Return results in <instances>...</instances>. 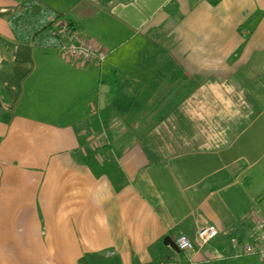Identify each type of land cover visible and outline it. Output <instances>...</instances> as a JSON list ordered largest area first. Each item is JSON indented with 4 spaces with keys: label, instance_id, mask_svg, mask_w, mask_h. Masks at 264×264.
<instances>
[{
    "label": "crops",
    "instance_id": "1",
    "mask_svg": "<svg viewBox=\"0 0 264 264\" xmlns=\"http://www.w3.org/2000/svg\"><path fill=\"white\" fill-rule=\"evenodd\" d=\"M25 1L0 0V264H264L230 244L264 214L246 174L264 160V0H37L100 65L17 42ZM207 224L200 248L163 244Z\"/></svg>",
    "mask_w": 264,
    "mask_h": 264
},
{
    "label": "built area",
    "instance_id": "2",
    "mask_svg": "<svg viewBox=\"0 0 264 264\" xmlns=\"http://www.w3.org/2000/svg\"><path fill=\"white\" fill-rule=\"evenodd\" d=\"M59 38L58 50L64 58L72 63H91L100 65L106 58V52L95 43L88 40L87 36L75 25L66 21H58L55 28ZM98 136L92 143V148L102 146ZM252 238L248 242H240L236 237L230 238L231 246L236 250V256L256 255L264 263V214H252L249 216ZM218 235L214 225L207 224L199 228L193 240L184 235H177L173 242L179 251H191L200 248L213 240ZM172 264V263H171Z\"/></svg>",
    "mask_w": 264,
    "mask_h": 264
},
{
    "label": "trees",
    "instance_id": "3",
    "mask_svg": "<svg viewBox=\"0 0 264 264\" xmlns=\"http://www.w3.org/2000/svg\"><path fill=\"white\" fill-rule=\"evenodd\" d=\"M61 20L62 14L40 4L37 0H26L7 17L8 26L17 42L44 50L58 49L59 38L55 28L57 22ZM66 22L73 24L70 21ZM101 148L92 149L97 151ZM80 264H87L85 258L80 260Z\"/></svg>",
    "mask_w": 264,
    "mask_h": 264
},
{
    "label": "rangeland",
    "instance_id": "4",
    "mask_svg": "<svg viewBox=\"0 0 264 264\" xmlns=\"http://www.w3.org/2000/svg\"><path fill=\"white\" fill-rule=\"evenodd\" d=\"M68 17L69 16H67L66 14H63L62 20L65 21V18H68ZM237 129L240 130L242 128L237 127ZM256 141H258V140H256ZM260 143H261V141H260ZM260 143H257L255 145H259ZM254 147H257V146H254ZM246 174H248V176L250 178H252V180H254V182L257 181L258 183L259 182L262 183L261 185H264V160L260 164H258L256 167L249 170Z\"/></svg>",
    "mask_w": 264,
    "mask_h": 264
},
{
    "label": "water",
    "instance_id": "5",
    "mask_svg": "<svg viewBox=\"0 0 264 264\" xmlns=\"http://www.w3.org/2000/svg\"><path fill=\"white\" fill-rule=\"evenodd\" d=\"M163 244L169 246L171 249H173L176 252L179 251L178 248L175 246L173 240L170 239L169 237L164 238Z\"/></svg>",
    "mask_w": 264,
    "mask_h": 264
}]
</instances>
